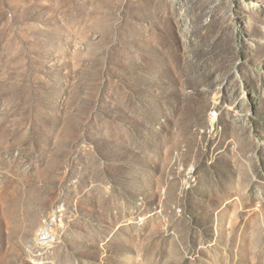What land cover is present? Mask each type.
Returning <instances> with one entry per match:
<instances>
[{"label":"rangeland","instance_id":"rangeland-1","mask_svg":"<svg viewBox=\"0 0 264 264\" xmlns=\"http://www.w3.org/2000/svg\"><path fill=\"white\" fill-rule=\"evenodd\" d=\"M0 264H264V0H0Z\"/></svg>","mask_w":264,"mask_h":264},{"label":"built area","instance_id":"built-area-1","mask_svg":"<svg viewBox=\"0 0 264 264\" xmlns=\"http://www.w3.org/2000/svg\"><path fill=\"white\" fill-rule=\"evenodd\" d=\"M49 233H50V232L44 230L43 233H42L43 238H44V239H47L48 237L50 238Z\"/></svg>","mask_w":264,"mask_h":264}]
</instances>
